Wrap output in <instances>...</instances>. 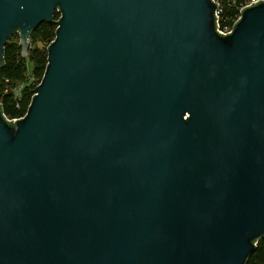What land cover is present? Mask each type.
<instances>
[{
  "label": "water",
  "instance_id": "water-1",
  "mask_svg": "<svg viewBox=\"0 0 264 264\" xmlns=\"http://www.w3.org/2000/svg\"><path fill=\"white\" fill-rule=\"evenodd\" d=\"M0 0V67L56 21L27 113L0 106V264H245L264 236V0ZM56 12L61 16L56 19Z\"/></svg>",
  "mask_w": 264,
  "mask_h": 264
},
{
  "label": "trees",
  "instance_id": "trees-1",
  "mask_svg": "<svg viewBox=\"0 0 264 264\" xmlns=\"http://www.w3.org/2000/svg\"><path fill=\"white\" fill-rule=\"evenodd\" d=\"M252 0H216L222 26H231L237 20L240 9ZM59 15L56 13L55 18ZM56 21H43L30 35L31 46L23 56L20 35L13 34L5 45L4 63L0 67V106L10 118L23 117L35 95L48 65V44L55 38ZM13 37H18L16 41ZM41 42L38 46L36 43ZM33 64L30 68L29 63ZM245 264H264V236L257 239L254 251Z\"/></svg>",
  "mask_w": 264,
  "mask_h": 264
},
{
  "label": "built area",
  "instance_id": "built-area-1",
  "mask_svg": "<svg viewBox=\"0 0 264 264\" xmlns=\"http://www.w3.org/2000/svg\"><path fill=\"white\" fill-rule=\"evenodd\" d=\"M257 1H258V0H252L250 3H248V4L245 5V6H243V7L240 9V14H239L237 20L241 17V11H242V9H243L244 7H247V6H249V5L253 4V3H256ZM56 13H58L59 17L61 16V14H60L59 12H56ZM219 13H220V10H219V8H218L217 11H216L217 19H218V31L221 32V33H228V32H230V31H232V30H233V26H234V24L231 25V26H228V25H226V26H222L221 23H220ZM59 17H58V18H59ZM237 20H236V21H237ZM236 21H235V22H236ZM235 22H234V23H235ZM6 118H7L9 121L19 119V118H10V117H8L7 115H6ZM20 118H21V117H20Z\"/></svg>",
  "mask_w": 264,
  "mask_h": 264
},
{
  "label": "rangeland",
  "instance_id": "rangeland-1",
  "mask_svg": "<svg viewBox=\"0 0 264 264\" xmlns=\"http://www.w3.org/2000/svg\"><path fill=\"white\" fill-rule=\"evenodd\" d=\"M13 39H14V40H16V41H18V40H19V38H18V37H13ZM36 45L40 46V45H41V42H38V43H36ZM29 65H30V68H32V67H33V64H32L31 62L29 63Z\"/></svg>",
  "mask_w": 264,
  "mask_h": 264
}]
</instances>
